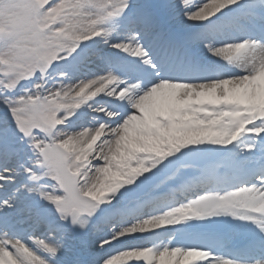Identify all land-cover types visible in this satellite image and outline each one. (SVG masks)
Masks as SVG:
<instances>
[{"label":"snow or ice","instance_id":"snow-or-ice-1","mask_svg":"<svg viewBox=\"0 0 264 264\" xmlns=\"http://www.w3.org/2000/svg\"><path fill=\"white\" fill-rule=\"evenodd\" d=\"M0 264H264V0H0Z\"/></svg>","mask_w":264,"mask_h":264}]
</instances>
